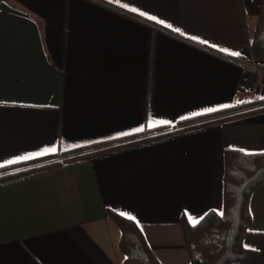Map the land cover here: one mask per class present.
Returning <instances> with one entry per match:
<instances>
[{"label":"crops","instance_id":"0c3cea01","mask_svg":"<svg viewBox=\"0 0 264 264\" xmlns=\"http://www.w3.org/2000/svg\"><path fill=\"white\" fill-rule=\"evenodd\" d=\"M261 3L0 0V264H121L107 210L160 264H187L180 219L221 213L224 149L264 153V76L229 59ZM244 101L258 103L181 123ZM248 210L253 254L230 264H264V181Z\"/></svg>","mask_w":264,"mask_h":264},{"label":"trees","instance_id":"16d2710c","mask_svg":"<svg viewBox=\"0 0 264 264\" xmlns=\"http://www.w3.org/2000/svg\"><path fill=\"white\" fill-rule=\"evenodd\" d=\"M249 51L253 57L264 60V0H262L259 15L250 37ZM256 103L258 102H240L208 114L182 120L181 123L198 119L204 120L199 124L212 120H223L233 115L228 116L227 113L239 111ZM213 117L214 119L211 120ZM195 125H187L181 129ZM173 131L175 130L159 132L141 139L94 149L83 154L59 159L49 164L56 165L61 163V161H68L93 153L107 151L115 147L154 139ZM147 132L145 130L141 134ZM135 136L137 135L132 137ZM263 181L264 153H245L234 148L224 149L221 213L217 214L214 211H208L195 223V226L183 218L180 219V226L188 255L187 264H230L243 260L253 254L252 251L243 247L242 239L249 232V197L253 190ZM107 214L117 224L120 231L119 248L124 256L121 264H160L147 245L140 229L132 220L110 210H107Z\"/></svg>","mask_w":264,"mask_h":264},{"label":"built area","instance_id":"2783aa9c","mask_svg":"<svg viewBox=\"0 0 264 264\" xmlns=\"http://www.w3.org/2000/svg\"><path fill=\"white\" fill-rule=\"evenodd\" d=\"M229 59L237 64L244 73L250 72L264 76V60L253 57L249 50L246 53L232 56Z\"/></svg>","mask_w":264,"mask_h":264},{"label":"snow or ice","instance_id":"6c2138e0","mask_svg":"<svg viewBox=\"0 0 264 264\" xmlns=\"http://www.w3.org/2000/svg\"><path fill=\"white\" fill-rule=\"evenodd\" d=\"M152 19H156L155 17H152ZM161 23H163V21H161ZM206 43V41H205ZM233 55H240L239 52H236V53H232ZM208 111H212V109H209ZM57 151V148L56 147H51V148H47L45 149L44 151H41V152H36V153H33V154H30V155H26V156H22V157H19V159H22V160H29V159H33L37 156H43L49 152H56ZM241 152H244L245 150L244 149H240ZM15 161H9V163H14ZM195 223H197L196 221H193V224L195 226ZM247 247V245H246Z\"/></svg>","mask_w":264,"mask_h":264}]
</instances>
